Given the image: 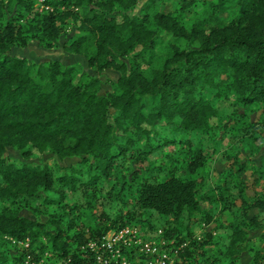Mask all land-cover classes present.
Instances as JSON below:
<instances>
[{"label": "trees", "instance_id": "trees-1", "mask_svg": "<svg viewBox=\"0 0 264 264\" xmlns=\"http://www.w3.org/2000/svg\"><path fill=\"white\" fill-rule=\"evenodd\" d=\"M42 1L48 9L0 0V264H15L13 239L82 264L79 247L102 236L82 214L97 207L114 228H162L175 247L195 244L200 221L215 222L196 264H238L246 251L248 264H264V191L251 189L264 180V0ZM60 38L95 74L20 54ZM105 71L118 77L102 93ZM218 129L237 147L255 143L250 185L238 151L227 158L231 181L196 177L205 152L218 149ZM174 144L181 156L164 155ZM166 156L174 171L153 166ZM125 170L151 175L130 191Z\"/></svg>", "mask_w": 264, "mask_h": 264}, {"label": "rangeland", "instance_id": "rangeland-1", "mask_svg": "<svg viewBox=\"0 0 264 264\" xmlns=\"http://www.w3.org/2000/svg\"><path fill=\"white\" fill-rule=\"evenodd\" d=\"M35 7L38 8L39 10H45V5L43 2L36 1ZM68 34H71V30L67 32ZM67 37V36H66ZM64 40L65 38H60L56 44V47L53 48L52 50H43L38 47L36 43L30 44V46L26 49H24L20 54L30 60H33L35 62H39L41 60H47V59H58L61 60L64 64H80V66L83 68L84 71H87L91 74H95L93 71L88 69L86 62L84 61L83 58L79 56H75L72 54H67L63 50V45H64ZM176 43L180 46L183 45L181 41H176ZM118 77V74L113 72V71H105L103 75L100 77L102 80V85H101V92L104 93L110 88V81L115 80ZM260 110H255L254 108L251 109V111L247 114V117H251L252 119L257 120L258 116L260 114ZM231 130L234 131L235 127L234 125L230 127ZM219 136V143L217 144L218 149L216 151H207L205 152L206 155V164L202 169H199L197 171L196 177L199 179L207 180L209 181L212 185H219V184H224L226 182H229L232 180L231 176L227 174V167L229 160L227 159L229 156L233 155L235 151L239 152V159H241L243 162H245L248 166V171L247 173H243L240 176L242 177L243 180L247 182L248 185H250L252 179H256L257 175L254 173V168L258 162L259 158V151L256 148V145L254 142L250 141L248 146L246 148L242 147H237L234 137L229 136L225 137L223 134V131L221 130H216L214 132ZM233 135V134H232ZM183 147V146H182ZM182 147L179 145H170L164 148V155H169V157H175L182 154ZM10 155L12 156H17L15 152L10 151ZM169 157H159L156 159L154 162L153 166L155 168L159 167H167L168 170L174 171L175 166L172 164V160L169 159ZM46 162L52 164L53 162L55 163H62L59 161H55V159L51 156H46ZM66 164H71L76 162V160H67L65 161ZM140 164H135L131 163L130 167L135 169L139 166ZM143 167H146V164H143ZM127 179L130 182V191L134 189L136 184L140 182L141 180L144 179V175H151L150 171L145 172L142 170L139 172L141 175H138L137 177L133 178V175L131 172L125 170L124 171ZM184 171H180L178 175H184ZM162 176L156 177V179L160 180ZM251 189L257 191V192H262L264 191V180L258 182L256 186L251 187ZM203 207H206V204H203ZM101 209L99 207L95 208L93 211H84L82 214V219L85 223V225H90L91 228L94 231H100L101 235L111 231V230H116L117 228H114V226L110 223V221H105L104 219H99L98 215L100 214ZM254 212H251L253 214ZM21 214L27 218L33 219L31 213L28 211H22ZM228 218L227 215L222 218V221ZM41 221H45V218L42 217L40 218ZM145 224H136L134 226H137L138 228L141 229L142 233L147 237H153L155 238L154 234H148L145 233L143 230V226ZM215 222H212L210 224H206V222L200 221L194 228H193V234H192V239L195 244L189 243L187 241V245L183 250L185 252L182 255H179L178 258V263L179 264H196L197 258H198V253L201 251V249L197 247L200 241L204 240L205 235L207 233H212L214 236L216 234L213 233V229L215 227ZM131 226V225H129ZM158 231H163V229H159ZM99 237V236H97ZM254 237V235H253ZM256 238V237H255ZM255 238H253L255 240ZM45 241L43 237H40V241ZM190 240V241H191ZM196 245V246H195ZM182 250V252H183ZM207 253L212 254L214 249L210 246H206L204 248ZM190 253V256L188 257L186 252ZM251 261V256L248 251L244 252L239 260L238 264H248Z\"/></svg>", "mask_w": 264, "mask_h": 264}, {"label": "built area", "instance_id": "built-area-1", "mask_svg": "<svg viewBox=\"0 0 264 264\" xmlns=\"http://www.w3.org/2000/svg\"><path fill=\"white\" fill-rule=\"evenodd\" d=\"M154 236L146 237L137 226L126 225L90 238L79 247L82 264H179L180 252L187 243L175 247L163 231ZM11 244L15 264H75L70 256L58 258L50 251L41 252L39 243L32 245L29 239H13Z\"/></svg>", "mask_w": 264, "mask_h": 264}]
</instances>
